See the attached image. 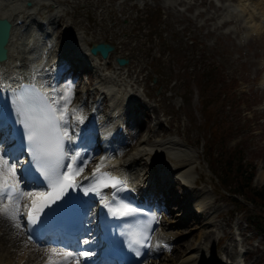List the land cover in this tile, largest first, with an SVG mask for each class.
<instances>
[{"label":"rangeland","instance_id":"1","mask_svg":"<svg viewBox=\"0 0 264 264\" xmlns=\"http://www.w3.org/2000/svg\"><path fill=\"white\" fill-rule=\"evenodd\" d=\"M74 1L79 3L78 9L72 7L71 0L54 3L63 20L68 22L70 16L79 15L80 24L73 26L76 34L85 31L88 37L92 26L90 29L97 36L104 33L107 42L111 38L122 50V56L128 58V65L138 64L137 68H142L137 77L140 84L134 88L136 96L159 109L158 117L165 128L167 121L174 123L167 139L178 140L182 148L198 156L199 164L192 176L198 174V187L207 190L210 202L214 200L211 212L216 209L220 213L205 217L224 225V230L219 226L210 228L215 238L212 237L208 255L217 259V263L220 254L224 260L221 251L229 242V235L225 233L223 237L224 232L230 230L237 235L242 227L246 228L243 236L247 240L238 252L241 251L242 259L248 254L244 264H264V230L258 216L261 210L246 203L249 194L242 190L264 189V28L256 30L264 22V16L257 5L259 0H88L90 6L86 11L84 0ZM241 2H245V9L240 7ZM104 6L112 11H106ZM76 34L71 39L61 35L59 40L74 45ZM103 63L100 59L95 61L99 72L111 79L116 77ZM113 63L117 67L114 60ZM127 68L121 70L124 72L121 77L109 80L117 99L122 95L117 84L127 78ZM82 77L85 79L86 74ZM142 78L153 96L150 99L143 94ZM98 81L99 78L95 80ZM110 99L115 100L112 96ZM153 122L145 120L142 125L151 127ZM175 127L178 134L173 131ZM229 161L231 167L226 168ZM237 166L251 174L250 187L238 186L242 180L234 172ZM223 177L238 183L243 197L234 198L228 193L221 181ZM185 188L174 187L181 204L188 197ZM184 208L171 202L169 215L176 219L175 223L171 228L163 224L173 234V247L167 250L176 257L192 250V245L199 241L197 230L206 224L201 215L199 219L188 215L189 209L185 214ZM234 258L237 263L238 253Z\"/></svg>","mask_w":264,"mask_h":264},{"label":"bare ground","instance_id":"2","mask_svg":"<svg viewBox=\"0 0 264 264\" xmlns=\"http://www.w3.org/2000/svg\"><path fill=\"white\" fill-rule=\"evenodd\" d=\"M26 1H30L31 6H25ZM65 1L67 0H0V17L7 18L12 24L7 43L8 56L5 61L0 62V91L9 90L22 72L24 75L23 69L20 68L19 65H15L16 61H20L19 57L21 54L24 58L28 53L38 54L39 49H43L44 46H46V42L49 41L50 58H48L47 62L49 66H52L56 63V59L67 60L60 77L66 73H70L72 77L75 78V87H73L75 96H77V94L79 96V93L83 92L81 91V87H84L85 94L88 93L89 95L90 90L93 92V98L96 95L102 94L103 101L107 103L109 99L107 92H111L113 90L109 88L107 82L109 80H116L115 78L121 77L124 74V72L121 71L123 68L117 70L114 67L112 59L116 56H122L124 54L120 48H117L114 45V50L111 51L105 59L95 56L104 60L103 65L105 66V69L112 70L116 73V77L113 79H111V77H109L106 73H102L101 71L99 72L100 67L95 63L92 64V67L96 68L95 72L92 74L86 63L81 61L84 57L83 55H80V51L81 49H85V45L88 47L96 41H107V39H105L104 33L98 34L99 36H97L96 33L90 29L92 26L89 27L88 37L84 34L85 31L81 34L78 32L76 34L73 26L75 24H80V21L77 20L79 15L76 14L74 17L70 16L68 22L64 21L62 18L63 15L60 13V10L57 9V5L54 4H59V2L64 3ZM84 1L86 3V11L90 5L88 0ZM71 2H73L72 7L78 9L77 6L79 3L74 0H71ZM244 5L245 2L240 3V7L243 9H245ZM257 5L258 8L261 9L260 12H262V15L264 16V0H259ZM214 7L218 8L216 6ZM104 8L108 12L112 11L107 6H104ZM214 10L217 11V9ZM48 11H50V13H48ZM41 16L44 17L41 18ZM90 16L93 17L94 13L91 12ZM87 19L90 20L89 17H87ZM231 21L232 20L230 19V22ZM64 23L66 24V27H62ZM262 28H264V22H262L256 30H261ZM82 29L84 30L85 26H82ZM74 34H76V47L80 57L71 46L66 43L63 45L61 40H59L61 35H65L68 39H71L70 36ZM108 40L112 43L111 38ZM81 41H83V43ZM58 42L60 44H58ZM45 57L46 55H44V58ZM137 65L138 64L125 65L124 67L128 66L126 71L127 78L123 83L120 82L117 84L123 94L132 93V97L135 96L136 100L126 102L123 114L128 112V115H124L122 117L123 119L118 121L115 126L117 127L119 123H124V131L126 132H131L132 127H139V130L132 138V140H135V145L128 150V152H133L128 158L122 159L121 162L120 169H128V174L123 172V175L120 178L126 179L127 177L128 183H131L130 185L135 184L138 186L141 194L146 193L147 187H149L150 183L154 181L155 187L153 189V193L155 194V200H157L158 205L162 206L161 210H165V207H167L170 202H175L176 204L177 202L181 203L180 199L178 200V195L174 193V187H189V193L184 192V194L188 195L186 199L187 204L184 206V209H189L190 212L188 215L195 216L198 219L201 215L206 223L203 228L197 230L196 236L199 241L197 240L196 243L192 245V250L188 254L182 257H176L169 253L167 248L165 249L166 251L164 256L159 257L160 253L164 250L161 247L162 244H166V246L170 247V249L173 247L171 246L173 243V234L169 231L167 232L165 226H169L170 228L173 227L176 220L172 215H169V212L165 213L160 210L162 215L158 217L159 227H156L157 229L154 232L153 245L149 250V252L153 253V261L150 264H168L169 262V264H238L235 263L234 257L238 253L237 249L240 246L243 247L244 242L247 240V237L243 236L246 228H239L238 226L239 233L237 235L231 234L230 230L224 232L223 237H226L225 233H228L229 235V242L226 243L221 251V253L224 254V260H221L220 254L218 258L220 261L217 263V259L215 260L213 257L209 256L210 254L208 255L212 237L215 238L212 230L213 227L219 226L221 230H224V225L222 226L213 222L211 218L207 219L205 215L210 213L213 215V212H216L217 215L220 213L216 209L211 212V209L215 207L213 206L214 200L210 202L209 199H207V190L203 188V186L198 187V174L197 176H192V171H194L196 166L199 164L196 153H191V151L189 152L188 150L182 148V145L180 144L181 142L176 139L165 138L168 133H171V127L174 123L171 120L167 121L168 127L165 128L161 125L162 121L158 118L159 109L151 107V105L147 104L145 100H139V96L136 97V90L134 88L140 84L137 77L142 71V68H137ZM81 70L84 72L86 71L85 81H81L83 78L81 77ZM134 73H136L135 78L133 77ZM97 78H99V85H103L95 88L93 87V84ZM142 79L143 94L150 99L153 96L146 89L144 78ZM91 82H93L92 85H90ZM135 84H137V86H135ZM127 86L130 87L127 88ZM134 108L140 110L141 113L144 114L143 119L136 115L133 111ZM152 119H156L155 125L159 124L158 128H155V126L145 127L142 125L145 123V120L148 123ZM173 131L178 134L177 127H175ZM0 135H2V133H0ZM106 152L107 150L105 147L103 155H105ZM101 161L102 160L95 159L91 164L97 166V164ZM117 161L118 160L116 158H109L108 161H104L103 163H110L112 166L117 167ZM87 168L83 173L88 171ZM165 170L166 173L163 172ZM89 171H91V169ZM118 171V169L115 170L116 173H119ZM169 171H173V177L170 176ZM161 172H163L162 178L157 177V175ZM131 175L133 176V179L130 177ZM140 193L138 192L137 195L141 196ZM132 196L134 197L133 194ZM20 220L22 229H17L13 226V221L3 215H0V264H46L50 254V249L52 248L49 245H44L45 247H37L31 242L29 243L28 240L25 239L26 234L24 232L22 216L20 217ZM235 223L239 224L238 220H236ZM225 224L228 226L229 223L227 224V220ZM163 229H165L166 232H163ZM206 230L210 231L207 232ZM203 235L204 237H202ZM218 238L219 237H217V241ZM231 240L234 241L233 244ZM211 251L213 252V249H211ZM249 252L250 250H248V253ZM219 253L220 252H218V254ZM247 255L248 254H246V256ZM74 260L75 258L72 257L67 263L63 262V264H74Z\"/></svg>","mask_w":264,"mask_h":264},{"label":"snow or ice","instance_id":"3","mask_svg":"<svg viewBox=\"0 0 264 264\" xmlns=\"http://www.w3.org/2000/svg\"><path fill=\"white\" fill-rule=\"evenodd\" d=\"M73 97L71 84L60 94L53 90L51 98L34 84L23 86L14 94L12 102L26 138L30 164L43 184L42 190L25 191L15 164H10L9 159L0 154V215L13 221L17 229H22L21 215L26 216L30 230L33 226L47 229L65 220H74L81 211V197L73 195L76 192L98 197L112 218L135 217L144 211L118 198V193L129 191L127 181L103 172V161L97 164L90 176L84 178L87 184L78 179L89 166L91 157L71 148L74 141L69 131L74 127L71 121L84 123V117L76 108L71 109L70 115L69 106ZM109 188L112 189L111 201L105 194V189ZM22 208L28 211L22 212ZM155 219L152 217L153 221ZM150 226L145 225L144 231L132 233L134 238L129 242L130 248L133 245L144 246V241L148 239L146 230ZM31 241L32 236H29L28 242ZM82 243L89 244L90 241L84 239ZM136 252L140 254L138 249ZM92 255L90 251H82L74 264H81V258L87 259ZM72 257V252L52 248L46 264H63L64 260Z\"/></svg>","mask_w":264,"mask_h":264},{"label":"trees","instance_id":"4","mask_svg":"<svg viewBox=\"0 0 264 264\" xmlns=\"http://www.w3.org/2000/svg\"><path fill=\"white\" fill-rule=\"evenodd\" d=\"M230 161L229 163L226 165V168H230ZM228 170H225V175L227 177H230L229 176V173L227 172ZM235 174L236 173H239L237 176L240 177V179L242 180L239 184L238 183H233L231 181H228L227 180V177H223L221 179L223 185H225L227 188L226 191L230 194H233L235 197L234 198H238L239 196H242L244 195V193H248V199L246 201L247 204H254L259 210H261L259 212V224H261L263 230H264V189H260V191H253V189L249 188V190H244V193L239 189L237 188V185L240 186V187H250V175H247L249 173H246V169H242V168H239L238 166L235 168L234 170ZM244 173H246V175H244ZM245 199V198H244Z\"/></svg>","mask_w":264,"mask_h":264},{"label":"water","instance_id":"5","mask_svg":"<svg viewBox=\"0 0 264 264\" xmlns=\"http://www.w3.org/2000/svg\"><path fill=\"white\" fill-rule=\"evenodd\" d=\"M11 22L6 18H0V61L7 58V41L10 33ZM113 49V45L106 42L94 43L91 46L93 53L99 52L102 57H106ZM120 64H126L127 58H118Z\"/></svg>","mask_w":264,"mask_h":264}]
</instances>
